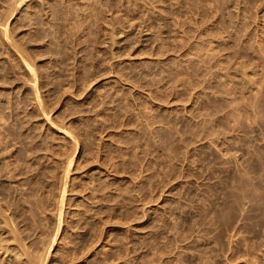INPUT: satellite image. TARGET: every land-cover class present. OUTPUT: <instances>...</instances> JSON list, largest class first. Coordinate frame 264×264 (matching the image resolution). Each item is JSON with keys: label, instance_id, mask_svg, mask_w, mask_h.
Returning <instances> with one entry per match:
<instances>
[{"label": "rangeland", "instance_id": "rangeland-1", "mask_svg": "<svg viewBox=\"0 0 264 264\" xmlns=\"http://www.w3.org/2000/svg\"><path fill=\"white\" fill-rule=\"evenodd\" d=\"M0 207V264H264V0H0Z\"/></svg>", "mask_w": 264, "mask_h": 264}, {"label": "bare ground", "instance_id": "bare-ground-1", "mask_svg": "<svg viewBox=\"0 0 264 264\" xmlns=\"http://www.w3.org/2000/svg\"><path fill=\"white\" fill-rule=\"evenodd\" d=\"M11 11H12V8H11ZM11 13H12V12H11ZM5 16H6V15H5ZM6 19H8V18H6ZM3 21H5V20H3ZM5 24H6V23H5ZM1 25H4V24L2 23ZM6 27H7V25H6ZM5 33H7V32L5 31ZM19 53H20V52H19ZM17 54H18V53H17ZM23 54H24V53H23ZM21 55H22V54H21ZM24 56H25V55H24ZM25 58H26V57H25ZM26 60H27V59H26ZM23 61H24V59H23ZM26 63H27V62H26ZM26 63H25V64H26ZM29 65H30V64H29ZM29 65H28V66H29ZM26 66H27V65H26ZM29 69H30V71L32 70L30 66H29ZM32 71H33V70H32ZM32 71H31V73H32ZM36 74H37V73H36ZM32 75H33V74H32ZM34 76H35V75H34ZM35 79H36V77H35ZM35 79H34V80H35ZM32 81H33V80H32ZM32 81H31V82H32ZM34 82H35V81H34ZM33 85H34V84H33ZM35 85H36V84H35ZM37 85H38V84H37ZM34 88H35V87H34ZM38 94H39V93H38ZM36 95H37V94H36ZM38 96H39V95H38ZM37 100H38V97H37ZM37 100H36V101H37ZM39 100H40V99H39ZM40 102H41V101H40ZM39 104H41V103H39ZM40 106H41V105H40ZM45 113H46V112H45ZM45 113H44V114H45ZM67 131H68V130H67ZM14 132H15V131H14ZM9 133H10V132H9ZM22 133H23V132H22ZM13 136H15V135H13ZM7 137H8V136H7ZM17 137H18V135H17ZM74 137H75V136H74ZM21 138H22V137H21ZM16 151H17V150H16ZM18 151H19V150H18ZM52 152H53V151H52ZM71 159H72V158H71ZM69 160H70V159H69ZM22 162H23V161H22ZM3 163H4V162H3ZM7 164H8V163H7ZM9 164H10V163H9ZM17 165H18V164H17ZM68 165H69V164H68ZM66 166H67V165H66ZM30 167H31V166H30ZM4 168H5V167H4ZM13 169H14V168H13ZM26 169H27V168H26ZM65 169H66V168H65ZM23 170H24V169H23ZM66 170L68 171V169H66ZM82 170H83V169H82ZM116 172H117V171H116ZM5 175H6V174H5ZM17 178H18V177H17ZM66 178H67V177H66ZM20 179H21V178H20ZM67 179H68V178H67ZM64 182H65V181H64ZM60 183H61V182H60ZM97 183H98V182H97ZM16 184H17V183H16ZM83 184H84V183H83ZM85 186H86V185H85ZM65 187H66V186H65ZM23 188H24V187H23ZM25 188H26V187H25ZM49 188H50V187H49ZM5 189H6V188H5ZM47 190H48V189H47ZM64 190H65V188H64ZM58 192H59V191H58ZM66 192H67V191H66ZM66 192H65V194H66ZM49 194H50V193H49ZM65 194H64V196H65ZM63 198H64V197H63ZM36 199H37V198H36ZM61 200H62V199H61ZM58 201H59V200H58ZM62 201H63V200H62ZM60 202H61V201H60ZM55 204H56V203H55ZM61 204H62V203H61ZM63 205H64V202H63ZM37 207H38V206H37ZM37 207H36V209H37ZM59 207H60V206H59ZM0 208H1V207H0ZM61 208L63 209L62 206H61ZM58 210H59V209H58ZM47 211H48V210H47ZM62 211H63V210H62ZM60 213H62V212H60ZM77 213H78V212H77ZM62 214H63V213H62ZM73 215H74V214H73ZM96 215H97V214H96ZM60 216H61V215H60ZM71 216H72V215H71ZM5 218H6V217H5ZM58 219H59V218H58ZM1 220H2V219H1ZM61 220H62V219H61ZM61 220H60V222H61ZM68 220H69V219H68ZM98 220H99V219H98ZM6 221H7V220H6ZM11 221L13 222L14 220H11ZM47 221H48V220H47ZM105 221H106V220H105ZM9 222H10V221H8V223H5V224L8 225ZM15 222H16V221H15ZM17 223H18V222H17ZM48 223H49V222H48ZM106 223H107V222H106ZM12 224H13V223H12ZM16 225H17V224H16ZM60 225H61V223H60ZM60 225H59V229H60ZM4 226H5V225H4ZM9 226H10V225H9ZM9 226H8V227H9ZM12 226H13V228L15 227V225H12ZM68 226H69V225H68ZM1 228H2V227H1ZM72 228H73V227H72ZM10 229H11V228H10ZM15 229L17 230V228H15ZM16 230H15V231H16ZM9 231H10V230H9ZM12 231H13V230H12ZM12 231H11V232H12ZM68 231H69V230H68ZM19 232H20V231H19ZM19 232H18V234H21V233H19ZM12 233H13V232H12ZM42 233H43V232H42ZM46 235H47V234H46ZM65 235H66V234H65ZM15 236H16V235H15ZM18 236H19V235H18ZM18 236H16V237H18ZM54 236H55V235H54ZM62 237H63V236H62ZM65 237H66V236H65ZM12 239H13V238H12ZM12 239H11V240H12ZM21 239H22V238H21ZM51 239H52V238H51ZM22 240H23V239H22ZM53 240H54V239H53ZM53 240H52V241H53ZM66 240H67V239H66ZM2 241H3V240H2ZM13 241H14V240H13ZM71 241H72V240H71ZM0 243H2V242H0ZM67 243H68V242H67ZM18 244H19V243H18ZM21 244H22V243H21ZM25 244H26V243H25ZM70 244H71V243H70ZM4 245H5V242H4ZM6 245H7V244H6ZM48 245H49V244H48ZM60 245H61V244H60ZM68 245H69V244H68ZM68 245H67V246H68ZM1 246H3V245H1ZM51 246H52V245H51ZM4 247H5V246H4ZM6 247H8V246H6ZM18 247H19V246H18ZM45 247H46V246H45ZM45 247H44V248H45ZM48 247H49V246H48ZM21 249H22V248H21ZM7 250H8V249H7ZM42 250H43V249H42ZM21 251H23V249H22ZM28 251H29V250H28ZM70 251H71V250H70ZM17 252L19 253V250H18ZM30 252H31V251H30ZM38 252H39V251H38ZM43 252H44V250H43ZM68 252H69V251H68ZM20 253H21V252H20ZM27 253H28V252H27ZM27 253H26V254H27ZM21 254H25V253H21ZM33 254H34V253H33ZM33 254H32V256L36 255L37 253L34 254V255H33ZM44 254H45V253H44ZM58 254H59V253H58ZM38 255H39V254H38ZM45 255H46V254H45ZM18 256H19V255H18ZM41 256H43V255L41 254ZM41 256H40V258H41ZM13 257H14V256H12V258H13ZM24 257H25V256H24ZM37 257H39V256H37ZM31 258H32V257H31ZM43 258H44V256H43ZM45 258H46V257H45ZM47 258H48V257H47ZM3 259H4V258H3ZM28 259H29V258H28ZM35 259H36V257H35ZM82 259H83V258H82ZM31 260H32V259H31ZM42 260H43V259H42ZM39 261H40V260H39ZM28 262H29V261H28ZM32 262H33V261H32ZM34 263H35V261H34ZM31 264H32V263H31Z\"/></svg>", "mask_w": 264, "mask_h": 264}]
</instances>
